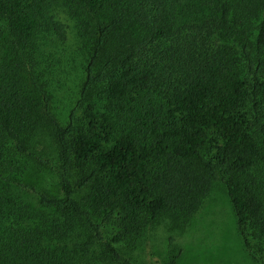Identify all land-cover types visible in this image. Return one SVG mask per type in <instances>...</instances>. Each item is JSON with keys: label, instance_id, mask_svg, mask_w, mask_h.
Masks as SVG:
<instances>
[{"label": "trees", "instance_id": "obj_1", "mask_svg": "<svg viewBox=\"0 0 264 264\" xmlns=\"http://www.w3.org/2000/svg\"><path fill=\"white\" fill-rule=\"evenodd\" d=\"M56 1L0 0V177L26 153L59 179L57 195L22 184L39 211L0 189V220H35L0 229V264H135L114 244L163 215L182 228L214 181L243 243L264 242V0H68L84 64L65 124L34 68L65 35Z\"/></svg>", "mask_w": 264, "mask_h": 264}, {"label": "rangeland", "instance_id": "obj_2", "mask_svg": "<svg viewBox=\"0 0 264 264\" xmlns=\"http://www.w3.org/2000/svg\"><path fill=\"white\" fill-rule=\"evenodd\" d=\"M68 3V0H57L50 7L54 18L63 27L64 38L47 35L44 45L33 50L34 68L40 70L35 72L39 76L36 80L45 83L46 92L49 93V110L61 124L67 122L69 111L76 108L84 64L83 55L78 50L75 23L68 12ZM75 115L79 117L80 108L75 110ZM50 134L46 133L37 154L48 157L54 163L55 144ZM9 159L7 171L0 177V189L6 185L9 188L6 194L9 193L12 199L19 197L28 208L39 211L41 207L35 194L24 189L22 184L50 194H59L56 166L40 163L26 153H14ZM32 220L35 221L29 215H24L22 221L7 215L0 220V229L5 225H13L12 222L26 225ZM57 223L63 226L64 218L59 217ZM105 229L108 235L114 230L112 225H107ZM142 230L137 240L129 242L125 239L114 244L135 264H163L178 249L181 250L174 264H264L262 237L253 236L247 245L243 243L236 229L234 212L226 190L219 181H214L182 228L173 226L169 218L163 215ZM62 232L63 244L69 254L76 249L73 243L78 240H73L66 231ZM54 246L51 244L49 247Z\"/></svg>", "mask_w": 264, "mask_h": 264}]
</instances>
